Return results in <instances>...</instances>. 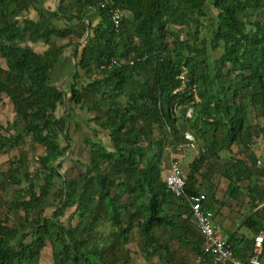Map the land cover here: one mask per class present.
Instances as JSON below:
<instances>
[{
  "label": "trees",
  "instance_id": "obj_1",
  "mask_svg": "<svg viewBox=\"0 0 264 264\" xmlns=\"http://www.w3.org/2000/svg\"><path fill=\"white\" fill-rule=\"evenodd\" d=\"M43 1L0 0V57L6 61L0 99L8 96L17 116L7 125L0 121V154L29 143L44 151L38 157L39 191L38 182L30 181L33 174L23 171L26 154L10 160L0 175V191L11 194L0 211L7 204L11 212H25L23 223L0 218V264H45L48 240L52 264H131L135 232L148 261L156 255L166 261L171 247L158 232L168 229L181 232V242L212 264L188 202L167 187L164 163L170 148L176 151L192 133L201 150L188 166L186 191L205 192L214 209L218 199L203 170L221 150L234 144L248 150L254 135L264 134V23L258 18L264 0H58L53 19L39 9ZM33 8L38 19L27 16ZM113 9L122 12L118 27ZM202 26L210 36L200 37ZM88 28L84 42L72 38L81 39ZM55 38L70 39L58 45ZM36 42L48 47L37 51L30 44ZM70 46L77 59L72 82L53 86V72ZM219 49L213 60L212 50ZM59 106L66 111L62 116L56 115ZM74 106L93 116L76 113ZM77 117L93 131L86 139L90 159L62 172L69 119ZM99 131L108 133L111 147ZM249 156L250 166L231 159L226 167L232 197L239 193L235 182L257 164ZM52 193L54 215L75 207L76 226L44 216ZM252 195L255 208L264 195ZM32 211L38 217L29 227ZM256 214L244 223L257 234L264 216Z\"/></svg>",
  "mask_w": 264,
  "mask_h": 264
},
{
  "label": "rangeland",
  "instance_id": "obj_2",
  "mask_svg": "<svg viewBox=\"0 0 264 264\" xmlns=\"http://www.w3.org/2000/svg\"><path fill=\"white\" fill-rule=\"evenodd\" d=\"M57 4H58V0H45L43 1L42 4L39 5V9H44L48 16L50 17V19L54 18V12L57 8ZM34 16V14H33ZM39 17V15H38ZM258 18L264 23V8L261 10V12L258 15ZM204 24H207V20H204ZM59 24H62L61 22ZM89 30V28L87 29ZM201 34L200 37H203V35L205 36H210L209 32L207 30L206 27H201ZM89 32V31H88ZM189 32V29H185L182 32L183 36H187ZM86 33L85 35L79 39L77 36L73 35V39H75L77 42L82 43L85 41L86 39ZM190 36V35H189ZM71 38V37H70ZM70 38H55L54 42L57 43L58 45H61L63 43H67L69 41ZM48 47L47 44H45L44 42H41L39 44H35V50L37 51H44L46 48ZM221 55V49L217 50V51H213L212 50V59L215 60L216 58H218ZM61 62H63V64L61 66H57V68L55 69V71L53 72V78L51 80L52 85L56 86V87H65L68 86L71 82H72V77H71V72L73 70H75L76 68V62L77 59H75V57L73 56V46L67 47L65 49V52L63 54V58L61 60ZM60 64V62L58 63ZM0 66H6V61L5 59L0 57ZM64 73L66 76V78L64 77L63 80H60V75ZM73 110L80 114L83 115L85 117H92L93 113L90 112H85L83 110H81L79 107L74 106ZM66 111L64 109V106H59L57 111H56V115L57 116H62L63 114H65ZM17 118L15 110H14V106L12 104V102L10 101V99L8 98V96L3 95V97L0 99V121L1 123H3L4 125H7V123L9 121H15ZM262 120V119H260ZM69 127H68V132H69V143H70V150L68 151V153L66 154V156L64 158H62V172H66L68 169L70 170L71 166L74 164L75 161L79 160V161H83V162H87L90 159V154H89V150H90V145L87 142L86 139L88 138H92L93 136V131L91 129L90 126H88L87 124H85L80 117H77L75 119L70 118L69 119ZM93 125V122H91ZM99 136L100 138L103 140V142L105 143L106 146L111 147V140L110 137L108 135V133L106 131H99ZM62 143L66 144L67 141L64 140L62 138ZM200 142L199 140L196 143L195 147H191L186 151V155H189L190 160L192 159V157L194 155H198L200 149ZM168 149V148H167ZM43 148L39 145H35V144H27L22 150H19L18 148H13L10 150H4V152H2L0 154V175H2V173L8 169L9 166V161L14 159H18L22 153L25 155V162H26V166L23 169L24 172H30L33 175L31 176V180L30 181H34L35 183H37V186L35 187V189L37 191H39V184L42 183V180H40L38 177H36V173L40 176H42L41 173H39L38 168H39V163H38V157L40 155L43 154ZM183 152L180 153H176L175 155L180 159L182 156ZM170 155V152L168 153V156ZM166 154V159H165V163L166 165H168V160L170 159V156L168 157ZM168 157V158H167ZM188 157V156H187ZM170 161V160H169ZM189 161V159H185L184 163L187 164ZM181 165L183 167V169H185V165L183 164V161H181ZM22 186L24 188H28L29 186V182L24 181ZM58 186V185H57ZM56 186V187H57ZM16 189L19 188V186L15 187ZM222 189V188H221ZM56 190V188H55ZM13 194V193H12ZM242 193L239 192L238 196L242 197ZM13 196V195H12ZM230 197V195H226L224 197V199H226L227 197ZM11 194H4V192L0 191V203H3V199H7L10 198ZM51 201H52V205L47 207L44 211V216L46 217H51L54 216V218L58 221H61L65 226H76L79 223V218L78 216L74 213L75 207L69 208L67 209L65 215L63 216H58V215H54V211L57 209L58 204L56 203L57 200L55 199V194H51L50 195ZM264 211V210H263ZM252 215V214H251ZM264 215V214H263ZM38 217V211H32L31 213V224L29 225V227L33 226L34 222L36 221ZM248 217V214L245 216V219ZM258 215H255L254 218L257 219ZM0 218H4V219H9L10 225L12 224L13 220L23 223L25 221V212L23 210L20 209H15L9 211L7 204H3V208L0 211ZM243 221V217H241L240 219H238V225L240 227V232L242 234H245L247 237L252 238L255 236V231L251 228H249L248 226H244L241 224V222ZM144 244L143 239L140 238L139 234L137 232H135L133 234V238L132 241L130 243V248L132 251V256L134 257L135 261H137V263H145V255L142 252V245ZM41 262L42 263H47V264H52L53 263V256H52V246H51V241L48 240L47 245L45 246V248L42 251V257H41Z\"/></svg>",
  "mask_w": 264,
  "mask_h": 264
},
{
  "label": "crops",
  "instance_id": "obj_3",
  "mask_svg": "<svg viewBox=\"0 0 264 264\" xmlns=\"http://www.w3.org/2000/svg\"><path fill=\"white\" fill-rule=\"evenodd\" d=\"M38 15L39 11L37 10V8L31 9L27 13V16L33 19H38ZM98 20V18L95 19V23L98 22ZM39 43L41 42L30 44L33 48H35V44ZM62 64L63 62H60L58 66H61ZM60 76V80L62 81L63 78H66L67 75L62 73ZM260 119V124L264 126V117H261ZM197 141L198 140H195L193 145L183 147L179 146L176 151L171 150L170 148V162L168 160V165L164 163V176L169 170L172 157H177L175 154L180 152H183L181 156L182 159H180V163L181 161H183V164L185 165V169H183L184 173L188 175V166L198 155H194L190 160L189 155H186L185 150L191 147H195ZM246 150L247 148L244 147L243 144H234L229 148V150H221L219 152V156H214L211 159L210 163L203 170L204 174L206 175V178L212 180L213 191L216 192L215 197L218 199V203L214 205V209H211L214 213V221L221 226L224 233L227 234L232 246H234L236 253L241 257H248L251 254L256 234L252 238H249L245 234H242L238 225L239 223L237 222L238 219L243 217V221L241 222V224L247 226L244 223L245 216L247 214L250 215L252 213L255 214L256 212H258V215L259 213H262V216H264V199L262 201V198H259L261 202L258 204V206L255 208L252 207V194L256 193L257 195H264V134H255L247 152ZM250 154H254V156L256 157L257 166H253L251 172H246L245 175L241 176L240 180L235 182V184L237 183L236 185L239 186V192L243 194L242 197L238 195L237 197H232L231 193L228 191L229 181L224 176V174L226 173V167L230 164L229 161L231 159L234 161L235 159H242L247 165L250 166L252 164V159L249 156ZM185 159H189L187 164L184 163ZM197 183V186H199V188L201 187L203 188V190L206 191V187L204 188V186H206L205 181H200ZM228 194L230 195V197L228 196L226 199H224V197ZM192 225L200 233L194 221H192ZM158 234L161 240L171 247L172 252H164V254L167 255L166 261L165 259L161 260L159 255H156L151 260L149 259V261L145 258L146 262L144 264H210V261L208 259L197 256L192 246L188 245L187 243L181 242V232L168 229L166 231L160 230ZM131 264L143 263H137L134 257H132Z\"/></svg>",
  "mask_w": 264,
  "mask_h": 264
},
{
  "label": "built area",
  "instance_id": "obj_4",
  "mask_svg": "<svg viewBox=\"0 0 264 264\" xmlns=\"http://www.w3.org/2000/svg\"><path fill=\"white\" fill-rule=\"evenodd\" d=\"M121 17L122 12L120 10H112V19L116 27L120 25ZM185 76L186 73L181 75V78L185 80ZM185 137L188 142L181 147L193 145L196 140L190 132H187ZM165 182L168 189L176 197L188 202L193 221L203 237L204 250L212 257V264H264V229L256 234L251 254L248 257L239 256L227 234L214 221V213L206 205L207 194L205 192L188 193L186 191L187 177L177 157H172L171 159L169 170L165 176Z\"/></svg>",
  "mask_w": 264,
  "mask_h": 264
},
{
  "label": "water",
  "instance_id": "obj_5",
  "mask_svg": "<svg viewBox=\"0 0 264 264\" xmlns=\"http://www.w3.org/2000/svg\"><path fill=\"white\" fill-rule=\"evenodd\" d=\"M86 35H88V30L86 31Z\"/></svg>",
  "mask_w": 264,
  "mask_h": 264
}]
</instances>
